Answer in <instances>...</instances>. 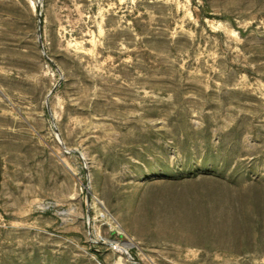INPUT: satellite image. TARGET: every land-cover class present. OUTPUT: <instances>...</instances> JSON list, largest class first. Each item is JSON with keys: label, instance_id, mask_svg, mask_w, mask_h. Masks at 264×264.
I'll return each mask as SVG.
<instances>
[{"label": "rangeland", "instance_id": "374dc122", "mask_svg": "<svg viewBox=\"0 0 264 264\" xmlns=\"http://www.w3.org/2000/svg\"><path fill=\"white\" fill-rule=\"evenodd\" d=\"M0 264H264V0H0Z\"/></svg>", "mask_w": 264, "mask_h": 264}, {"label": "trees", "instance_id": "16d2710c", "mask_svg": "<svg viewBox=\"0 0 264 264\" xmlns=\"http://www.w3.org/2000/svg\"><path fill=\"white\" fill-rule=\"evenodd\" d=\"M1 179H2V165H1V157H0V186H1Z\"/></svg>", "mask_w": 264, "mask_h": 264}]
</instances>
